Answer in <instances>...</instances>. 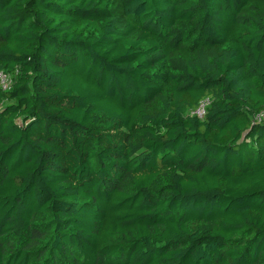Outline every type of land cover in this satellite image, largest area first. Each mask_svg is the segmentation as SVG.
<instances>
[{
	"label": "trees",
	"instance_id": "obj_1",
	"mask_svg": "<svg viewBox=\"0 0 264 264\" xmlns=\"http://www.w3.org/2000/svg\"><path fill=\"white\" fill-rule=\"evenodd\" d=\"M1 72L0 264H264V0H0Z\"/></svg>",
	"mask_w": 264,
	"mask_h": 264
},
{
	"label": "built area",
	"instance_id": "obj_2",
	"mask_svg": "<svg viewBox=\"0 0 264 264\" xmlns=\"http://www.w3.org/2000/svg\"><path fill=\"white\" fill-rule=\"evenodd\" d=\"M12 85V77L10 75H7L4 72L0 73V87L3 90H8L10 89ZM195 114L198 117H202L205 114V106L202 105L196 112ZM259 119H264V112L260 115Z\"/></svg>",
	"mask_w": 264,
	"mask_h": 264
}]
</instances>
